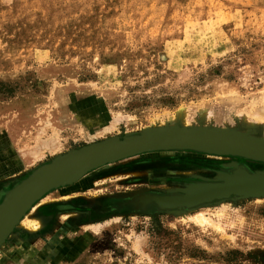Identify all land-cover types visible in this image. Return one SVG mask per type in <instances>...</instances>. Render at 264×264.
<instances>
[{"label": "rangeland", "instance_id": "374dc122", "mask_svg": "<svg viewBox=\"0 0 264 264\" xmlns=\"http://www.w3.org/2000/svg\"><path fill=\"white\" fill-rule=\"evenodd\" d=\"M171 124L264 136V0H0V202L56 156ZM238 170L264 163L170 150L105 164L34 202L0 264H264V196L157 201Z\"/></svg>", "mask_w": 264, "mask_h": 264}, {"label": "water", "instance_id": "95a60500", "mask_svg": "<svg viewBox=\"0 0 264 264\" xmlns=\"http://www.w3.org/2000/svg\"><path fill=\"white\" fill-rule=\"evenodd\" d=\"M240 140L247 142L240 143ZM250 140L253 139L230 130L163 127L125 136L121 140L106 139L56 156L49 164L35 169L26 179L4 194L0 202V244L34 202L50 190L75 183L95 168L142 153L170 150H193L221 156H238L264 163V144ZM252 143H255L256 148L258 146L261 148L259 150L250 148ZM240 173L252 177L264 175V171L250 175L240 170L222 174L219 175L218 182L207 184L209 190L213 192L197 195L196 191L190 194L197 189V185H194L188 187L183 196L159 198L158 204L161 207L179 204L191 206L230 194L242 197L264 196V186L239 183L237 179L242 177ZM44 175L53 177L31 195H26L24 189Z\"/></svg>", "mask_w": 264, "mask_h": 264}, {"label": "bare ground", "instance_id": "6f19581e", "mask_svg": "<svg viewBox=\"0 0 264 264\" xmlns=\"http://www.w3.org/2000/svg\"><path fill=\"white\" fill-rule=\"evenodd\" d=\"M178 112H180V111H177V114H178ZM183 112V111H182ZM181 113V112H180ZM180 115V114H179ZM178 115V116H179ZM182 116V115H181ZM175 117V116H174ZM180 118V117H179ZM172 119V118H171ZM171 119H169V120H171ZM174 119V118H173ZM172 119V120H173ZM176 119V118H175ZM175 119H174V121H175ZM182 119V118H181ZM181 121V120H180ZM158 123V122H157ZM166 123V122H165ZM165 123H163L164 125H165ZM170 123H172V121H170ZM182 123V122H181ZM158 124H160V123H158ZM180 124V123H179ZM179 124H176V125H172L171 124V126H173V127H175V126H182V127H184V128H194V127H189L188 125H186V124H184V125H179ZM201 124V123H200ZM250 125V124H249ZM109 126V125H108ZM108 126H106L105 127V129H103V130H105V131H108V130H111V129H114V125L113 124H111L110 125V127H108ZM156 126H160V125H156ZM245 126H247V125H244L243 127H245ZM150 128H152V126L150 127ZM102 130V131H103ZM235 132H237V134H241V135H243V136H249V138L251 137V139H253V140H250V141H253V142H255V143H261V144H264V136L263 137H257V136H255L254 134L256 133V130H255V128H253V125H251V126H249L248 127V129L247 130H245V131H243V130H240L239 131V129L238 130H235ZM100 133H103V132H100ZM99 133V134H100ZM92 136H94V135H92ZM88 138V137H87ZM257 140H259V141H257ZM51 142H53L52 140H50V143H49V141H48V143H49V146H51L50 144H51ZM240 143H246L247 141H242V140H240L239 141ZM47 142H45V144H46ZM255 143H252V144H250V148L252 147L253 149H255V150H259V148H261L260 146H258L257 148H256V146H255ZM47 145V144H46ZM260 145V144H259ZM31 146V145H30ZM41 146L42 145H40V150L36 147V150L34 151V152H32L31 154H30V156H31V161H34L35 159H39L41 156H43L44 155V152H45V150H47V146H45L44 148H42L41 149ZM43 146H44V144H43ZM54 146V145H53ZM23 148V147H22ZM51 148V147H50ZM38 149V150H37ZM56 149V148H55ZM51 150H53L52 148H51ZM48 151H50L49 149H48ZM51 152V151H50ZM49 152V153H50ZM240 171H242V170H240ZM255 173V172H254ZM240 174H242V177H240L239 179H237L238 181H239V183H241V184H246V185H248V186H254V185H257V186H264V175L263 176H260V177H252V176H248V175H245V174H243V173H240ZM252 173H250V175H251ZM253 175V174H252ZM255 175V174H254ZM53 176L52 175H44V176H42V177H40L39 179H37L34 183H32L30 186H28V187H26L25 189H24V193H26V195H31V193H33V192H35L37 189H39L40 187H42L43 185H45L46 183H48L49 181H51V178H52ZM233 182V181H232ZM228 183H231V182H228ZM208 183H200V184H195V185H197V189L196 190H194L193 192H191L190 194H192V193H195L196 191H197V195L198 194H204V193H206V192H209L210 190H209V188L210 187H208V185H207ZM212 185V184H211ZM191 186H194V185H191ZM214 188V187H213ZM212 188V189H213ZM210 192H213V191H210ZM215 192V191H214ZM2 199V198H1ZM28 212V211H27ZM195 221L198 223V224H209L210 223V221H209V219H207L206 217H204L202 214H200V215H197V216H195ZM20 221V220H19ZM29 227H33L34 228V224H33V222H29V225H28ZM218 228V227H217Z\"/></svg>", "mask_w": 264, "mask_h": 264}]
</instances>
